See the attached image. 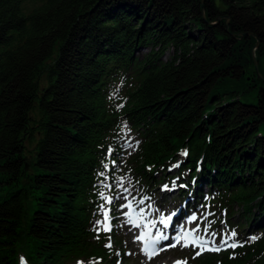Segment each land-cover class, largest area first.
Here are the masks:
<instances>
[{"label": "trees", "instance_id": "16d2710c", "mask_svg": "<svg viewBox=\"0 0 264 264\" xmlns=\"http://www.w3.org/2000/svg\"><path fill=\"white\" fill-rule=\"evenodd\" d=\"M255 59L264 76V0H0V264L116 252L96 218L126 130L146 194L241 206L244 244L209 257L264 264Z\"/></svg>", "mask_w": 264, "mask_h": 264}, {"label": "rangeland", "instance_id": "374dc122", "mask_svg": "<svg viewBox=\"0 0 264 264\" xmlns=\"http://www.w3.org/2000/svg\"><path fill=\"white\" fill-rule=\"evenodd\" d=\"M148 49H145V52ZM169 57L168 52L165 54V58ZM259 65V64H258ZM264 67V65H263ZM138 138L134 135L133 132L127 131L123 136L122 150L119 153V160L113 164L117 172L114 174L111 184V190L106 191L103 194V198H106V202H109V198L111 197V203L114 206L113 212L115 213V223L116 228L120 234L121 240L123 243L121 246L117 247V252L114 257L108 259V264H147L146 258L141 256V252L138 249L136 235L131 231V223H129L130 218L127 217V208L126 205L129 201L134 202V204H139L142 206H146L147 210H145L146 214L154 213V211L161 212L164 205L167 206L165 200H162L161 195L157 194V199L155 198H144V193H142V185L139 184L136 180L138 174L136 172L134 155L137 153L138 148ZM108 182L107 178L103 182L105 184ZM127 190V191H125ZM155 192H160V188L154 190ZM123 195V196H122ZM146 199V200H143ZM210 204V206H209ZM209 204L202 203L199 207L200 212L199 218L196 221L195 228L197 231H201L211 240H227L228 233H224L222 230L223 222L217 224V221L213 219V214L211 212L212 209H216V213L220 212L217 210V204H214L211 201ZM151 207H154L153 209ZM104 216L107 215V221L109 220V215H111V210L109 206H103ZM165 210V209H164ZM241 210V206L239 204H234L232 211L234 212L233 221L237 220L238 214ZM207 212L210 213V216L204 218L207 215ZM169 215L168 211L161 215L167 218ZM212 219V220H210ZM108 225V224H107ZM201 233V234H202ZM203 234V235H204ZM243 233L240 234L242 236ZM239 243V242H238ZM232 245V244H231ZM192 249V250H191ZM193 247L184 248L183 246H178L175 249L169 251L166 257L162 260H154L156 264H162L163 262H170L175 257H180L183 259L186 264H221L217 261L216 258L208 257L204 254V250L197 249V253H201L200 255H196L193 251ZM196 255V257H194ZM110 257V256H109ZM105 264L104 262L99 261H74L71 264Z\"/></svg>", "mask_w": 264, "mask_h": 264}, {"label": "snow or ice", "instance_id": "6c2138e0", "mask_svg": "<svg viewBox=\"0 0 264 264\" xmlns=\"http://www.w3.org/2000/svg\"><path fill=\"white\" fill-rule=\"evenodd\" d=\"M162 190H169L168 189V186L167 185H164L163 186V189ZM127 191V190H125ZM129 208L131 207V204L127 205ZM105 219L107 220V215L105 214ZM97 223H102V222H97ZM129 223H133L134 224V221H129ZM161 223H166V220H162ZM135 226H138V225H135ZM105 230H111L110 228H106ZM191 235L192 237V244L196 247H199L201 248V251L204 250V245L207 243V244H211L212 242L211 241H207V240H201L200 238L196 237L195 236V230H189L188 233L185 234V236L183 237L184 238V246L187 247L188 246V236ZM232 235L234 236L235 233L233 232ZM137 240H141V241H144V247H143V251L146 255H148V258L151 259L153 256L155 255H158L160 251H163L165 250L167 247H175V244H171V245H165L163 248L160 246L159 244V241L161 239H168L167 236H163V235H158L156 236L154 239H146V236L145 234H141L140 236L136 237ZM176 242L179 243L180 240H181V237L180 236H177L176 238ZM255 239V238H253ZM221 245L224 246V245H227V240H222L221 241ZM232 247H236L237 245L236 244H232L231 245ZM208 250H215V251H220L221 250V247H216V248H211L209 247ZM200 253L198 252L197 255H199ZM78 264H81V262H78ZM174 264H186V262H181V261H176L174 262Z\"/></svg>", "mask_w": 264, "mask_h": 264}, {"label": "water", "instance_id": "95a60500", "mask_svg": "<svg viewBox=\"0 0 264 264\" xmlns=\"http://www.w3.org/2000/svg\"><path fill=\"white\" fill-rule=\"evenodd\" d=\"M257 45H258V41H257V43L255 44V47H257ZM254 47V48H255ZM255 68H256V71H257V73H258V75H259V77L260 78H264V76L261 74V72H260V69H259V65H258V61L255 59ZM261 90H262V92H263V97H264V86L261 88Z\"/></svg>", "mask_w": 264, "mask_h": 264}, {"label": "bare ground", "instance_id": "6f19581e", "mask_svg": "<svg viewBox=\"0 0 264 264\" xmlns=\"http://www.w3.org/2000/svg\"><path fill=\"white\" fill-rule=\"evenodd\" d=\"M123 196V195H122ZM160 224V223H159Z\"/></svg>", "mask_w": 264, "mask_h": 264}]
</instances>
